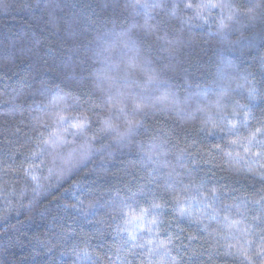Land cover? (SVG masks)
<instances>
[{
    "label": "trees",
    "instance_id": "trees-1",
    "mask_svg": "<svg viewBox=\"0 0 264 264\" xmlns=\"http://www.w3.org/2000/svg\"><path fill=\"white\" fill-rule=\"evenodd\" d=\"M187 2L232 8L200 19ZM54 96L89 130L52 149L39 141L56 129ZM261 252L264 0H0V264H264Z\"/></svg>",
    "mask_w": 264,
    "mask_h": 264
},
{
    "label": "snow or ice",
    "instance_id": "snow-or-ice-1",
    "mask_svg": "<svg viewBox=\"0 0 264 264\" xmlns=\"http://www.w3.org/2000/svg\"><path fill=\"white\" fill-rule=\"evenodd\" d=\"M158 6V5H157ZM185 8L193 9L194 15L199 17L200 19H205L203 15L204 10L212 9V8H229L231 9V5L227 4H221L219 2H209V3H196L193 4L192 2H187L184 4ZM228 19H232L231 13L228 16ZM206 22V21H205ZM226 26V25H222ZM157 77L151 76L149 79L150 80H155ZM134 107L136 110H143V105L141 103L133 102ZM219 103V101H217ZM48 105L50 108H56L58 109L54 115L56 116V129H51L50 126L46 125V127H49V137L50 139H45L41 137V140L39 141L40 143H43L47 145L49 148L55 149L57 145H62L68 142V136L76 137V136H85L87 134V131L89 130V118L83 113L80 112L78 115L72 116L70 119L64 115V112L67 111V97L66 96H54L52 97ZM64 106V107H61ZM111 126L110 124L105 121L104 122V129L107 130ZM215 127V125H213ZM237 127L236 123H234L231 120L225 119L223 127L220 129L221 131H227V132H232L235 128ZM59 130V131H58ZM262 128H257L255 130L256 133H261ZM210 135L212 133H209ZM252 139L255 140L256 136L253 134ZM231 144H235V140H230ZM87 155V153H85ZM256 156H260L261 152H256ZM26 171L31 175V165L29 166V169H26ZM51 171V170H50ZM61 177L64 175V173L60 174ZM32 179L35 180L36 177L32 176ZM213 198H215V193H212ZM152 207L154 208H159L161 205L153 203ZM149 210L148 209H140L139 213L133 215L131 213H126V215H129L130 217V222H140L144 219L145 215L148 214ZM188 213L187 208H180V216H185V214ZM225 220H228V217L226 216L224 218ZM197 223H202V221H196ZM152 224H156L157 220L153 218L151 220ZM134 238V237H133ZM260 255L264 256V252H261Z\"/></svg>",
    "mask_w": 264,
    "mask_h": 264
}]
</instances>
